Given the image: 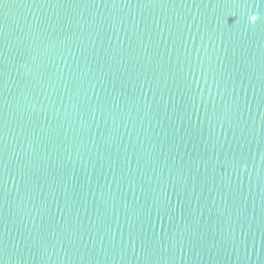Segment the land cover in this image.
Masks as SVG:
<instances>
[{
  "label": "water",
  "instance_id": "1",
  "mask_svg": "<svg viewBox=\"0 0 264 264\" xmlns=\"http://www.w3.org/2000/svg\"><path fill=\"white\" fill-rule=\"evenodd\" d=\"M0 264H264V0H2Z\"/></svg>",
  "mask_w": 264,
  "mask_h": 264
},
{
  "label": "clouds",
  "instance_id": "2",
  "mask_svg": "<svg viewBox=\"0 0 264 264\" xmlns=\"http://www.w3.org/2000/svg\"><path fill=\"white\" fill-rule=\"evenodd\" d=\"M256 17H252V19L254 20Z\"/></svg>",
  "mask_w": 264,
  "mask_h": 264
},
{
  "label": "snow or ice",
  "instance_id": "3",
  "mask_svg": "<svg viewBox=\"0 0 264 264\" xmlns=\"http://www.w3.org/2000/svg\"><path fill=\"white\" fill-rule=\"evenodd\" d=\"M0 2H2V0H0Z\"/></svg>",
  "mask_w": 264,
  "mask_h": 264
}]
</instances>
